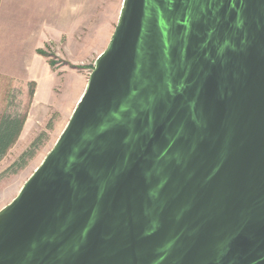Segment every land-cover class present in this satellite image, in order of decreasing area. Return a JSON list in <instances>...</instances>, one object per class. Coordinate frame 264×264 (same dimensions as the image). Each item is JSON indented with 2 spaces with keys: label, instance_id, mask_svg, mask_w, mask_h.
I'll list each match as a JSON object with an SVG mask.
<instances>
[{
  "label": "water",
  "instance_id": "1",
  "mask_svg": "<svg viewBox=\"0 0 264 264\" xmlns=\"http://www.w3.org/2000/svg\"><path fill=\"white\" fill-rule=\"evenodd\" d=\"M0 264H264V0H124Z\"/></svg>",
  "mask_w": 264,
  "mask_h": 264
},
{
  "label": "rangeland",
  "instance_id": "2",
  "mask_svg": "<svg viewBox=\"0 0 264 264\" xmlns=\"http://www.w3.org/2000/svg\"><path fill=\"white\" fill-rule=\"evenodd\" d=\"M123 1L0 0V119L19 115L26 123L0 162V210L67 127L111 43Z\"/></svg>",
  "mask_w": 264,
  "mask_h": 264
},
{
  "label": "trees",
  "instance_id": "3",
  "mask_svg": "<svg viewBox=\"0 0 264 264\" xmlns=\"http://www.w3.org/2000/svg\"><path fill=\"white\" fill-rule=\"evenodd\" d=\"M25 117L4 115L0 119V162L21 134Z\"/></svg>",
  "mask_w": 264,
  "mask_h": 264
},
{
  "label": "crops",
  "instance_id": "4",
  "mask_svg": "<svg viewBox=\"0 0 264 264\" xmlns=\"http://www.w3.org/2000/svg\"><path fill=\"white\" fill-rule=\"evenodd\" d=\"M81 97H82V96H81ZM81 97H80V98H81ZM79 100H80V99H79ZM79 100H78V101H79ZM25 132H26V123H25L24 126H23V129H22V131H21V134H24Z\"/></svg>",
  "mask_w": 264,
  "mask_h": 264
}]
</instances>
